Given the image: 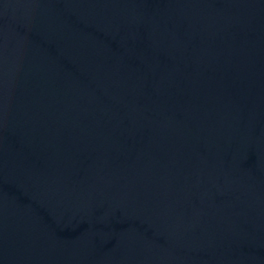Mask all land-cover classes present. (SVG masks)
<instances>
[{"label": "water", "instance_id": "1", "mask_svg": "<svg viewBox=\"0 0 264 264\" xmlns=\"http://www.w3.org/2000/svg\"><path fill=\"white\" fill-rule=\"evenodd\" d=\"M0 264H264V0H0Z\"/></svg>", "mask_w": 264, "mask_h": 264}]
</instances>
